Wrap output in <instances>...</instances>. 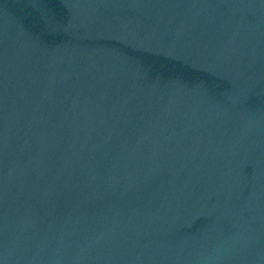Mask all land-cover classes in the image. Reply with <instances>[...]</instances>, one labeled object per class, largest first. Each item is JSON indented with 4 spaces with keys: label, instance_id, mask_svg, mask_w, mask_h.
<instances>
[{
    "label": "water",
    "instance_id": "obj_1",
    "mask_svg": "<svg viewBox=\"0 0 264 264\" xmlns=\"http://www.w3.org/2000/svg\"><path fill=\"white\" fill-rule=\"evenodd\" d=\"M0 264H264V0H0Z\"/></svg>",
    "mask_w": 264,
    "mask_h": 264
}]
</instances>
